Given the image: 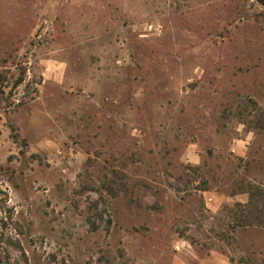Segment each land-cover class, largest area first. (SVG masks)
I'll use <instances>...</instances> for the list:
<instances>
[{
	"label": "rangeland",
	"instance_id": "obj_1",
	"mask_svg": "<svg viewBox=\"0 0 264 264\" xmlns=\"http://www.w3.org/2000/svg\"><path fill=\"white\" fill-rule=\"evenodd\" d=\"M0 264H264V5L0 0Z\"/></svg>",
	"mask_w": 264,
	"mask_h": 264
},
{
	"label": "trees",
	"instance_id": "obj_2",
	"mask_svg": "<svg viewBox=\"0 0 264 264\" xmlns=\"http://www.w3.org/2000/svg\"><path fill=\"white\" fill-rule=\"evenodd\" d=\"M262 5H264V0H258Z\"/></svg>",
	"mask_w": 264,
	"mask_h": 264
}]
</instances>
